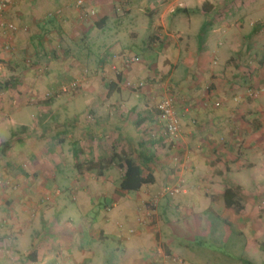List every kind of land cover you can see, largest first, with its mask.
<instances>
[{
	"label": "crops",
	"instance_id": "obj_1",
	"mask_svg": "<svg viewBox=\"0 0 264 264\" xmlns=\"http://www.w3.org/2000/svg\"><path fill=\"white\" fill-rule=\"evenodd\" d=\"M78 1L13 0V9L5 13L6 21L17 29L0 41V63L5 58L10 66L1 80L15 100L0 104V113L6 112L11 124L9 138L0 135V163L27 178L21 192L0 186V222L11 219L10 230L0 223V264H264V223L257 202L259 192H264V162L263 169L255 165L264 154V136L243 135L249 123L233 117L231 101L240 85L237 64L250 46L236 29L242 11H230L224 4L227 0L219 1L221 8L215 0H81L89 11L84 16ZM232 15L235 29L227 19ZM9 48L21 54L19 49H24L34 66L23 65L19 55L6 57L4 49ZM122 52L137 55L140 61L128 64L114 57ZM40 63L45 66L42 80L49 87L62 85L59 79L79 77L88 71L86 66L94 69L90 79L102 75L103 84L110 85L100 95L91 89L96 97L84 110L68 107L63 135L57 141L51 138L50 146L18 135L29 129L19 113H31L32 104L27 102L32 89L17 83L26 80L32 85ZM113 67L122 73V84L126 79L150 78L155 86L160 77L167 78L181 124L176 147L169 153L160 147L154 150L162 141L153 137L158 115L150 102L156 91L147 85L140 95L142 105H125L129 94L115 87ZM34 120L40 124L38 117ZM129 149L153 156L149 171L154 181L136 192L119 188L123 169L114 163L101 176L85 168L91 160ZM48 161L56 178L51 179L53 184L46 177ZM117 171L118 179H112ZM57 176L70 179L69 187ZM166 185L181 191L158 198L157 209L150 210V216L155 212L152 219L147 216L139 225V211L144 204L152 205ZM226 189L234 193L231 207L225 205ZM66 190L70 197L76 193L75 204L68 206L55 194L53 206L36 207L42 191ZM95 191L112 196L110 212L108 208L106 214L100 212L101 204L92 196ZM33 206L36 216L29 219ZM216 236L233 240L228 252L218 249ZM110 240L111 247L106 244ZM113 254L117 258L107 263Z\"/></svg>",
	"mask_w": 264,
	"mask_h": 264
},
{
	"label": "rangeland",
	"instance_id": "obj_2",
	"mask_svg": "<svg viewBox=\"0 0 264 264\" xmlns=\"http://www.w3.org/2000/svg\"><path fill=\"white\" fill-rule=\"evenodd\" d=\"M219 1L220 0H215V6H220L218 8H221V4L219 3ZM6 2H7V8L3 12L0 11V17H2L4 20H6L5 13L13 9L15 5L13 3V0H6ZM224 4L226 8H228L230 11H233V13L235 12L236 9H239L242 11L244 16L242 18V21L237 23L239 27L236 26V29L237 31L238 29L242 31L241 34L243 35L244 43H247V45H250L248 46L246 51L244 50L243 56L241 57V61L240 63L237 64L241 66V68L238 70V72L240 73V85L236 88V91H234L231 94V101L233 102V105H234L233 112L235 113L233 117L237 118L239 116L238 118H242L244 121L249 123V124H246V127L243 129L244 136H249L251 133H256V132L264 136V26L262 29H260L259 32L255 34H253L254 32L251 31L253 27L256 25V23H263L264 25V0H227L224 2ZM227 19L231 21L232 23L231 28L235 29L234 26L236 25V23H234L235 21L234 15L230 17L227 16ZM14 31L15 30L10 31V30H5L3 28H0V41H1V38H5L7 35L12 34ZM248 33H250L251 36H249L247 39H244V36ZM233 37L234 35L232 36V40H233ZM241 40H242V37H241ZM1 48L2 47H0V53L2 51ZM10 48L4 49L6 50V54H5L6 57L10 56L11 53L13 57L14 55H19L23 65L29 62L27 63L28 67L34 66V64L31 62V59L26 57L25 54H23L24 49H19L20 52H22L21 54V53H18V51L15 48L13 50H11ZM233 63L236 64V61L234 60ZM9 67H10L9 63L4 58L3 64L0 63V104L5 103V102L8 104H12L11 103L12 100L13 99L15 100L14 97L11 100L10 91H7L2 88L4 81H2L1 79L4 80V78H2L3 76L1 74L5 71L7 72V70L9 71L10 70ZM86 67L88 71L87 72L82 71L83 73L80 72L81 75L78 74L79 77L76 78V76L75 77L73 76L72 78L67 79V80L59 79L61 81L58 80V82L61 83L62 85H59L58 83L55 85L54 83L53 84L54 86L49 87L48 85L47 86L45 85L47 81L42 80L44 78L43 71H44L45 66H43L42 63H40L38 66L35 67L36 75H35V79L31 81L33 83L32 85H30L26 80L18 81L17 84L20 87H23V85H26L29 87V89H32L31 95L28 98L29 101L27 102V103L32 104V108H30L32 110L31 113L29 112L24 113L26 110L19 113L20 118L25 117L24 119L27 120L29 129H26L23 131L19 130L20 132L18 133V135L24 134V135H27L28 136L27 138L32 142L44 141L45 144H48L51 138H56V141L57 139H61L63 135V132H61L63 128L62 125L65 122V119H68L66 118L69 114L68 107L70 109L71 108L75 109L76 111L79 109L84 110L86 106L92 102V99L96 97L95 94H92L90 92V90L91 89H95V91L98 90L99 91L98 94L100 95V92H103L104 90H106L109 85V82L107 83V85L103 84L104 79L102 78L103 77L102 75H95L97 77L96 79L94 80L90 79L92 76L91 69L92 70L94 69L93 68L89 69L88 66ZM15 73H17V71H15ZM95 73H97V71ZM114 75L117 77V83L115 84V87L122 88L124 89V93L129 94V98L124 103L125 105H128V106L132 105L135 107H139L140 105H142V103L144 102V99L140 95L144 94L143 92L144 86L146 88L147 85L151 86L152 89L156 91V94L155 93L153 94L154 95L153 99H151L152 101L150 102L152 107L153 105H156V100L158 101L165 92H169L170 94L174 95L173 89H171V86H168L169 82L167 81L166 77L165 78L160 77L158 80L159 82L156 83V85L154 86L153 85L154 81L151 80L150 78H143V79L141 78L138 80H136V78H133L131 80L126 79V83L124 82L122 84L121 82V79L123 80L122 73L119 72L117 68L114 69ZM76 79L81 80V85L79 87H77L74 90H70V91L68 90L65 92L61 90V87L63 85L68 84L72 80L74 81ZM7 82L9 83L10 81H7ZM139 82H143L144 86L141 88H136L135 85H137ZM118 84L119 86H117ZM249 90H253V93H256V96H250ZM235 98L237 99V101L234 100ZM219 106L220 105H218V107ZM43 115H44V118H42ZM134 116H135V112H133L130 115V117H134ZM34 117L35 119L36 117L39 118L40 120L39 125L35 123ZM0 119H2L3 121L0 124L1 138L3 139L9 138V135H10L9 128L11 126L10 122H8L10 120L9 115H7L6 112H4V115L0 113ZM88 119L91 120V117L89 116ZM157 121H158L157 122L158 124L157 133L153 137L159 139V138H162L161 131L163 130V125L161 121L159 120V118ZM251 123H253L255 127L251 126ZM247 127L252 128L253 132L247 131L246 129ZM179 135L177 136V138H175L173 143H169L165 141L164 138H162V141L159 140V143H157V146L154 147V150L156 149V147L157 148L160 147V149L165 151L166 154L169 153L173 148L176 147L177 139ZM220 137L222 139V140L220 139V141L223 142L225 140L224 135H221ZM235 153L241 155L239 149H237ZM120 154L122 156L126 154L132 155V157L135 158L138 162L142 160L139 157V152L137 151L135 152V150L133 151L129 149L127 151H122ZM246 156L249 158L248 155ZM244 159L245 158L242 157L241 161ZM257 160L258 161L255 163V165H257L258 168L263 169L262 166L264 162V154H262L261 156H258ZM244 163H247V160H244ZM50 164H51V161H48V166L50 167V173H48L46 177H51L49 184H53V181H51V179L55 177H54V172L52 171ZM243 165H246V164H243ZM149 170H150V165H149V169L145 168L144 173L146 174ZM16 174L18 178L15 176ZM8 176L10 177L9 179H8ZM75 177H76L75 172H73V176L71 177L72 181ZM112 177H113L112 179H118L119 177L118 171L114 173ZM26 178L27 177L24 176L23 174H18L15 171L11 172V169H8L3 163H0L1 189L3 190L7 189V191L12 192V193L21 192L23 191V189H25L26 182L24 180ZM95 178H97V176ZM57 179L60 180L62 184H65L66 187H69L67 183H70L69 181L70 179H67L65 177H60V176H57ZM55 192L51 193V191L50 192L42 191V196L40 198H37L38 200L36 199V207H41L42 205H45L44 207H47L46 209H48L49 206H53V203L51 202L53 201V198H55L58 195H61V197H63V200L66 201L68 206L75 204L76 203L75 201L78 200L76 198V193L74 192L73 193L75 195H73L72 197H70L72 193L70 194L68 190H66V192H57V191ZM55 194H58V195H55ZM166 194L168 193L163 194L162 191L156 194L157 197L153 198L151 201L152 204L155 201V205L144 204L145 207L139 211L138 217H137V223L139 225H144V221L145 219H147V216H149L148 220L152 219L155 212L151 214L150 216L149 215L150 210H152L153 208L157 209L156 206H157L158 200ZM92 196H93L95 203L101 204L100 206L97 205L98 209L101 208L100 212L106 214L107 212L111 211L112 209L111 207L114 202L112 196H107L104 194L101 195L97 191L92 193ZM84 201L87 202L88 199H84ZM257 202L259 206L258 207V211L260 214L259 218L262 221V223H264V192H259V197L257 198ZM34 206L32 208L29 207V211L27 213V217L29 219L35 218L36 216V210H35L36 208H34ZM107 208L109 209V211H107ZM155 209L153 210L155 211ZM9 221H11V219L9 220V217H8V219L6 218V221L2 219L0 223L2 227L8 228L10 230L11 226L8 225ZM230 226L232 230L235 229L233 225H230ZM118 227L120 229L123 228L120 224H118ZM16 230L18 231L17 228ZM129 231L130 233L134 232V230L132 229H129L128 232ZM200 233L202 234L205 232L200 231ZM196 234H199V232H197ZM196 238L200 239L201 237L196 235ZM215 238H217L215 244H219L218 249L224 252H228L229 248L232 247L234 244L233 240L231 239L224 240L223 237H219V236H216ZM208 242L211 243L213 241H208ZM106 244L109 247L113 246L111 240L108 241ZM235 249H237V247H235ZM239 251L240 250L238 248V252ZM240 254L244 255V253H240ZM116 258L117 257L115 256V254L109 255L106 258V262L110 263V261ZM162 262L163 261H161L159 264H161Z\"/></svg>",
	"mask_w": 264,
	"mask_h": 264
},
{
	"label": "built area",
	"instance_id": "obj_3",
	"mask_svg": "<svg viewBox=\"0 0 264 264\" xmlns=\"http://www.w3.org/2000/svg\"><path fill=\"white\" fill-rule=\"evenodd\" d=\"M76 6L82 9L80 11L84 14V16H86L89 13L87 9H84L83 1L79 0ZM6 8H7L6 0H0V11L3 12ZM55 14H58V12H56ZM0 28H3L5 30H10V31L17 29L13 23L7 22L2 17H0ZM114 57L115 58L120 57L122 61L128 64L138 63L140 60L138 56L130 54L128 52H122L119 54H115ZM80 85H81L80 79H76L74 81L72 80L70 83L63 85L61 87V90L64 92L68 90L69 91L74 90ZM143 86H144L143 82H139L137 85H135L136 88H141ZM249 95L256 96V93H253V90H249ZM234 100L237 101L236 98ZM215 105L218 106L219 102L215 103ZM155 108L158 113V118L163 125V130L161 131V137L164 138L165 141L169 143H173L175 138H177V136L180 134V130H181L180 117L175 107V99L173 95L170 94L169 92H165L163 96L158 101H156ZM180 191H181V188L178 186L166 185L162 189L163 194L179 193ZM152 205H155V201L153 202ZM161 264H169V263L165 261V262H162Z\"/></svg>",
	"mask_w": 264,
	"mask_h": 264
},
{
	"label": "trees",
	"instance_id": "obj_4",
	"mask_svg": "<svg viewBox=\"0 0 264 264\" xmlns=\"http://www.w3.org/2000/svg\"><path fill=\"white\" fill-rule=\"evenodd\" d=\"M204 6H207L204 5ZM263 23H256L253 27V31L257 32L263 28ZM110 86V85H109ZM50 102V101H48ZM3 143V146L8 145ZM139 157L142 159L138 162L131 155H121L114 153L112 157L108 159H99L96 161H89L87 166L85 167L87 171L97 170V176L102 175V170L107 168L109 164H116L121 169H123V173L121 174L119 181V188L125 192H136L138 191L144 184H149L154 181L153 175L148 171L146 174L144 173L145 168L149 169V164L152 162L153 156L148 155L145 152H140ZM79 171L82 170L81 166H78ZM233 191L231 189H226L224 191V201L227 207H231L234 205Z\"/></svg>",
	"mask_w": 264,
	"mask_h": 264
}]
</instances>
